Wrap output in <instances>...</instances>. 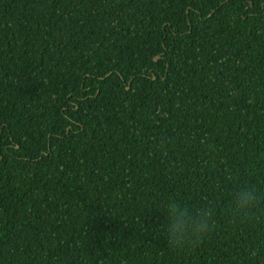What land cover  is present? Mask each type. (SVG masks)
<instances>
[{
  "label": "trees",
  "instance_id": "trees-1",
  "mask_svg": "<svg viewBox=\"0 0 264 264\" xmlns=\"http://www.w3.org/2000/svg\"><path fill=\"white\" fill-rule=\"evenodd\" d=\"M240 185L264 193V0H0V264H264ZM170 200L212 231L170 246Z\"/></svg>",
  "mask_w": 264,
  "mask_h": 264
},
{
  "label": "clouds",
  "instance_id": "clouds-1",
  "mask_svg": "<svg viewBox=\"0 0 264 264\" xmlns=\"http://www.w3.org/2000/svg\"><path fill=\"white\" fill-rule=\"evenodd\" d=\"M228 215L234 220L252 222L259 212L264 211V193L255 185H240L230 193ZM167 223L162 225L166 239L173 248H182L203 239L214 226L215 206L204 207L192 214L189 208L170 200L166 206ZM256 251H250L255 258Z\"/></svg>",
  "mask_w": 264,
  "mask_h": 264
},
{
  "label": "water",
  "instance_id": "water-1",
  "mask_svg": "<svg viewBox=\"0 0 264 264\" xmlns=\"http://www.w3.org/2000/svg\"><path fill=\"white\" fill-rule=\"evenodd\" d=\"M157 60V59H156Z\"/></svg>",
  "mask_w": 264,
  "mask_h": 264
}]
</instances>
